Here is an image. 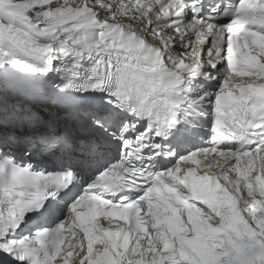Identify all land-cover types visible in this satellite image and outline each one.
I'll return each instance as SVG.
<instances>
[{"label":"snow or ice","instance_id":"6c2138e0","mask_svg":"<svg viewBox=\"0 0 264 264\" xmlns=\"http://www.w3.org/2000/svg\"><path fill=\"white\" fill-rule=\"evenodd\" d=\"M0 264H264V0H0Z\"/></svg>","mask_w":264,"mask_h":264}]
</instances>
